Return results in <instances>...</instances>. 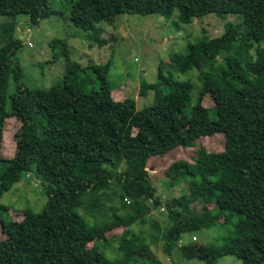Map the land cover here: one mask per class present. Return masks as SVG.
I'll use <instances>...</instances> for the list:
<instances>
[{
    "label": "trees",
    "instance_id": "obj_1",
    "mask_svg": "<svg viewBox=\"0 0 264 264\" xmlns=\"http://www.w3.org/2000/svg\"><path fill=\"white\" fill-rule=\"evenodd\" d=\"M71 5V21L94 31L101 46L107 41L97 25L123 13L171 18L178 10V21L185 24L209 14H239L242 21L227 22L220 36H203L172 59L180 73L199 71L193 105V84L160 72L155 83H144L154 91L153 103L138 109L132 97L113 98L110 62L83 67L70 60L60 39L50 46L66 56L63 78L45 88L25 86L16 60L23 41L15 18L26 14L39 24L57 11L49 0H0V16L11 19L0 32V198L28 174L41 179L48 195L40 211L25 210L21 221L0 205L7 234L0 238V264H153L140 259L150 243L144 230L131 227L137 220H150L157 230L151 238L161 239L169 256L179 249L185 258L206 264L226 255L264 264V0H72ZM11 78L16 89L9 94ZM208 95L214 104L205 107ZM10 117L22 125L14 156L5 158ZM219 135L225 138L223 151L199 152L193 162L180 159L168 166L170 186L185 185L187 191L166 199L161 223L152 220L163 198L151 181L149 160ZM113 196L118 206L109 207ZM193 204H201V211ZM221 219L231 226L222 244L180 243L184 233ZM120 227L125 230L108 237ZM114 241L118 246L109 257L99 244Z\"/></svg>",
    "mask_w": 264,
    "mask_h": 264
},
{
    "label": "rangeland",
    "instance_id": "obj_2",
    "mask_svg": "<svg viewBox=\"0 0 264 264\" xmlns=\"http://www.w3.org/2000/svg\"><path fill=\"white\" fill-rule=\"evenodd\" d=\"M71 2L72 0H49L50 6L57 13L42 19L39 24L30 23L29 16L26 14L16 16L15 20L19 23L16 34L23 41L22 47L16 54V60L21 64L25 74L22 82L28 87L45 88L63 78L66 71V56L60 48L54 49L50 46L52 40L60 39L67 43L70 60L80 63L83 67L104 65L110 62L108 81L113 88V98L123 100L132 97L136 100L138 109L153 103L154 91L146 90L144 83H155L160 72L166 76L173 75L181 81H190L193 84L190 104L193 105L201 87L199 71L194 69L187 73H180L172 66V59L185 54L189 44L197 42L203 36L211 38L220 36L227 22L240 23L242 21V16L239 14H229L225 18L209 14L194 18L190 24H185L178 21V10H175L171 18L158 13L145 15L123 13L110 23L101 22L97 25L101 38L107 41L101 46L94 41V31L78 27L71 21ZM10 20L9 17L0 16V32L3 30V23L6 24ZM262 47H264V42H262ZM251 52L255 57V50ZM15 89L16 84L11 78L9 94ZM203 100L205 107L214 104L211 95ZM21 125V121L16 117L6 120L3 157L14 156L17 149L15 135ZM224 145L225 138L221 135L201 137L194 146L178 147L168 153L153 156L149 160L151 181L163 198L162 206L158 210H152V220L157 219L161 223L165 219L166 209L163 206H165L166 199L179 196L187 191L185 185L170 186L169 179L165 176L168 166L180 159L193 162L199 152L223 151ZM111 193L114 194V191ZM112 201L108 204L109 207L118 206L117 197L113 196ZM47 202L48 195L45 187L41 179L34 174L25 175L21 182L6 191L0 198V205L9 207L8 213L16 221L23 220L25 210L40 211ZM192 207L195 211H201V204H193ZM131 227L136 231L144 230L146 240L150 243V252L143 254L141 260L151 258L153 264H206L198 258H185L179 249H175L172 255H167L163 241L161 239L153 241L151 238L153 233L157 234V230L152 229L150 220L145 223L137 220ZM228 227L221 219L210 228L184 233L180 243L182 245L191 242L222 244L223 238L228 234ZM123 230L125 227L117 228L109 232L108 237L120 234ZM6 237L7 234L3 232L0 224V238L5 239ZM93 244L91 242L89 245L93 246ZM112 246H118V241H114L111 246L99 244V247L109 257H112L110 256ZM216 264H243V262L234 255H226Z\"/></svg>",
    "mask_w": 264,
    "mask_h": 264
},
{
    "label": "water",
    "instance_id": "obj_3",
    "mask_svg": "<svg viewBox=\"0 0 264 264\" xmlns=\"http://www.w3.org/2000/svg\"><path fill=\"white\" fill-rule=\"evenodd\" d=\"M167 48H169V46H167Z\"/></svg>",
    "mask_w": 264,
    "mask_h": 264
},
{
    "label": "built area",
    "instance_id": "obj_4",
    "mask_svg": "<svg viewBox=\"0 0 264 264\" xmlns=\"http://www.w3.org/2000/svg\"><path fill=\"white\" fill-rule=\"evenodd\" d=\"M163 209V208H162Z\"/></svg>",
    "mask_w": 264,
    "mask_h": 264
}]
</instances>
